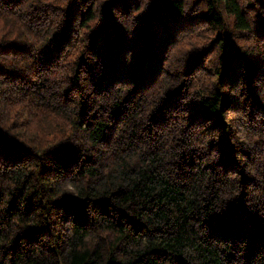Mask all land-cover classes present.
<instances>
[{
    "label": "trees",
    "instance_id": "1",
    "mask_svg": "<svg viewBox=\"0 0 264 264\" xmlns=\"http://www.w3.org/2000/svg\"><path fill=\"white\" fill-rule=\"evenodd\" d=\"M0 264H264V0H0Z\"/></svg>",
    "mask_w": 264,
    "mask_h": 264
}]
</instances>
